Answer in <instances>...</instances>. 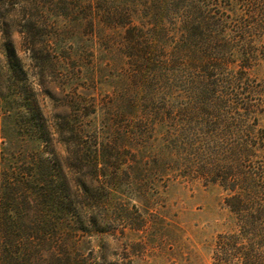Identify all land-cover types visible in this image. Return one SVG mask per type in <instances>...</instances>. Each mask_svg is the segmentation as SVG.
<instances>
[{"label": "trees", "instance_id": "trees-1", "mask_svg": "<svg viewBox=\"0 0 264 264\" xmlns=\"http://www.w3.org/2000/svg\"><path fill=\"white\" fill-rule=\"evenodd\" d=\"M69 30L126 60L89 93ZM0 40V264H141L172 177L225 193L212 264H264V0H0Z\"/></svg>", "mask_w": 264, "mask_h": 264}, {"label": "rangeland", "instance_id": "rangeland-1", "mask_svg": "<svg viewBox=\"0 0 264 264\" xmlns=\"http://www.w3.org/2000/svg\"><path fill=\"white\" fill-rule=\"evenodd\" d=\"M57 44L66 51H72L73 57L77 55L76 53L80 54L79 59L73 58L66 61L72 71L73 87H77L80 93L90 92L91 83L89 84L88 77H90L92 62L112 64L114 70L105 71L103 75H106L115 72L119 69V65L126 61L125 59L110 61L112 55L110 56L108 52L98 55L97 58L100 61H91L90 35L87 31H79V33L72 30L61 31ZM19 54L25 59L23 62L28 65L30 61L27 56L23 52ZM0 58H3L1 40ZM78 68L80 71L77 73ZM255 72L258 78L264 80V61L258 62ZM49 74L53 77V73ZM0 80H2L1 75ZM1 90L3 91V87L0 82ZM41 99L44 111L49 115L54 106L48 98L42 96ZM258 127L264 130V121H261ZM2 135L1 132L0 149H3V155L8 158L9 150L2 143ZM158 183L162 185L161 192L156 199L150 222L144 231L132 234V241L138 244V248L142 244L145 246L138 262L141 264H212L211 252L215 236L230 225L227 209L223 206L225 193L218 186H205L201 182L191 183L182 178L172 177L166 182L159 179Z\"/></svg>", "mask_w": 264, "mask_h": 264}, {"label": "crops", "instance_id": "crops-1", "mask_svg": "<svg viewBox=\"0 0 264 264\" xmlns=\"http://www.w3.org/2000/svg\"><path fill=\"white\" fill-rule=\"evenodd\" d=\"M0 144H1V121H0Z\"/></svg>", "mask_w": 264, "mask_h": 264}]
</instances>
